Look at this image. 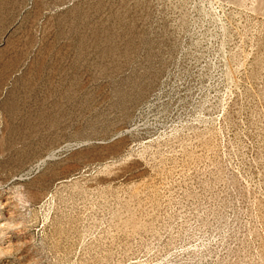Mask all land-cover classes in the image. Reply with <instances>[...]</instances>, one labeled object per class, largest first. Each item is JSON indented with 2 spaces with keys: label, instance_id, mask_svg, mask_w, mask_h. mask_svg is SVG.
I'll return each mask as SVG.
<instances>
[{
  "label": "rangeland",
  "instance_id": "obj_1",
  "mask_svg": "<svg viewBox=\"0 0 264 264\" xmlns=\"http://www.w3.org/2000/svg\"><path fill=\"white\" fill-rule=\"evenodd\" d=\"M0 264H264V0H0Z\"/></svg>",
  "mask_w": 264,
  "mask_h": 264
}]
</instances>
